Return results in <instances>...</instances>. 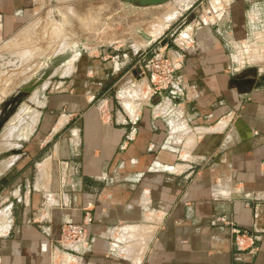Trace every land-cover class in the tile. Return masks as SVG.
<instances>
[{
    "label": "crops",
    "instance_id": "1",
    "mask_svg": "<svg viewBox=\"0 0 264 264\" xmlns=\"http://www.w3.org/2000/svg\"><path fill=\"white\" fill-rule=\"evenodd\" d=\"M43 2L0 0V45ZM200 5L179 45L154 49L183 60L184 96H154L148 74L107 96L121 67L105 75L96 61L79 66V86L47 82L25 107L32 131L7 169L20 174L0 196V264H264V85L230 86L229 44L264 47V0ZM71 224L85 235L65 242Z\"/></svg>",
    "mask_w": 264,
    "mask_h": 264
},
{
    "label": "rangeland",
    "instance_id": "2",
    "mask_svg": "<svg viewBox=\"0 0 264 264\" xmlns=\"http://www.w3.org/2000/svg\"><path fill=\"white\" fill-rule=\"evenodd\" d=\"M201 1L170 0L162 6L142 7L124 0H44L34 21L0 45V122L9 117L0 135V196L12 190L11 184L20 173L15 166L7 169L24 151V143L16 142L18 137L11 135L8 128H17L18 132L23 124H28L25 107L32 108L31 103H37L33 100L44 93L47 82L50 91L64 80L79 86L83 80L79 66L98 61L105 75L111 74L115 65L121 67L108 80L113 88L107 96L116 95L130 80L141 79L145 74L150 76L153 90L152 73L146 65L159 55L154 49L167 44V40L180 44L181 34L191 31V28L186 31L187 27L203 15ZM173 5L179 12L177 19L161 34H153L163 11ZM231 50L236 56L232 88H237L235 80H257L264 76V47L247 42L245 49ZM40 80L44 81L34 91H25ZM91 82L100 81L93 77ZM148 90L144 89L145 98ZM24 159L27 157L21 161Z\"/></svg>",
    "mask_w": 264,
    "mask_h": 264
},
{
    "label": "built area",
    "instance_id": "3",
    "mask_svg": "<svg viewBox=\"0 0 264 264\" xmlns=\"http://www.w3.org/2000/svg\"><path fill=\"white\" fill-rule=\"evenodd\" d=\"M264 26V23H262ZM230 47L234 51L240 49V46L235 41H229ZM245 49V48H244ZM183 68V60L172 58L170 56L156 55L149 60L146 69L152 73L153 95L171 96L174 99L184 96V87L180 84V71ZM93 222L92 217L88 214L85 219V225ZM239 235V233H237ZM85 235L84 225H68L64 228L62 239L65 242H74L83 238ZM244 241L240 236L236 238L238 248L243 246Z\"/></svg>",
    "mask_w": 264,
    "mask_h": 264
},
{
    "label": "bare ground",
    "instance_id": "4",
    "mask_svg": "<svg viewBox=\"0 0 264 264\" xmlns=\"http://www.w3.org/2000/svg\"><path fill=\"white\" fill-rule=\"evenodd\" d=\"M168 3V2H167ZM166 3V4H167ZM165 5V4H162ZM162 5H158V6H162ZM151 7H155V6H151ZM179 15V12L177 11L176 7L170 6L168 8H166L163 11V15L159 18V21L157 22V24L154 25L155 28L153 31V34H161L163 32V30L171 23L173 22L175 19H177ZM32 116V115H31ZM34 116V115H33ZM32 120L35 122V117H32ZM33 123V122H32ZM27 125V126H26ZM33 125V124H32ZM31 127L29 126V124H23V126L19 129V131L17 132V137L18 138H26L28 137V135L31 133ZM1 215V214H0ZM4 215V214H2ZM1 215V216H2ZM0 216V217H1Z\"/></svg>",
    "mask_w": 264,
    "mask_h": 264
},
{
    "label": "water",
    "instance_id": "5",
    "mask_svg": "<svg viewBox=\"0 0 264 264\" xmlns=\"http://www.w3.org/2000/svg\"><path fill=\"white\" fill-rule=\"evenodd\" d=\"M125 2L128 3H133L136 4L138 6H142V7H150V6H158V5H162V4H166L167 2H169L170 0H124ZM42 81L44 80H40L39 82H37L35 85L28 87V89H26L25 91H34L39 85L40 83H42ZM237 84L240 85H247V86H255V85H264V76L262 78H259L257 80L249 78L246 80H237L236 81ZM8 116H6L1 122H0V134H1V129L2 126L7 122L8 120Z\"/></svg>",
    "mask_w": 264,
    "mask_h": 264
},
{
    "label": "flooded vegetation",
    "instance_id": "6",
    "mask_svg": "<svg viewBox=\"0 0 264 264\" xmlns=\"http://www.w3.org/2000/svg\"><path fill=\"white\" fill-rule=\"evenodd\" d=\"M241 80H246V79H241ZM240 85V84H239Z\"/></svg>",
    "mask_w": 264,
    "mask_h": 264
}]
</instances>
